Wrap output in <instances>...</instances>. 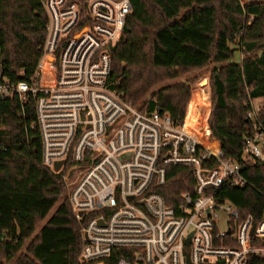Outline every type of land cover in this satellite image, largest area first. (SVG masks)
Here are the masks:
<instances>
[{
	"label": "built area",
	"instance_id": "2783aa9c",
	"mask_svg": "<svg viewBox=\"0 0 264 264\" xmlns=\"http://www.w3.org/2000/svg\"><path fill=\"white\" fill-rule=\"evenodd\" d=\"M42 3L48 28L35 79L15 82L0 69V97L36 101L43 164L63 172L73 212L84 221L82 263L246 264L250 254L264 256V248L252 245L264 239V216L241 221L233 203L217 202L225 184H248L244 164L264 163V126L246 138L239 162L225 158L207 110L180 125L159 108L139 111L108 84L111 50L122 38L131 1ZM248 104V118L258 122L262 103ZM171 166L191 167L195 180L194 192L183 193L177 207L157 191Z\"/></svg>",
	"mask_w": 264,
	"mask_h": 264
},
{
	"label": "trees",
	"instance_id": "16d2710c",
	"mask_svg": "<svg viewBox=\"0 0 264 264\" xmlns=\"http://www.w3.org/2000/svg\"><path fill=\"white\" fill-rule=\"evenodd\" d=\"M130 1L122 38L111 50V91L144 113L159 108L180 125L187 117L191 87L175 82L153 89L212 66L210 131L226 159L243 162L246 138L264 126V0ZM47 28L42 0H0V69L5 77L34 81ZM251 99L263 106L258 122L248 118ZM35 123L34 98L22 103L18 97H0V263L83 264L84 221L76 218L66 196L63 172L43 164ZM243 167L248 184H225L217 202L233 203L241 221L252 216L258 222L264 216V163ZM194 186L191 167L171 166L157 191L177 207ZM252 245L264 248V239L254 238ZM246 264H264V256L250 254Z\"/></svg>",
	"mask_w": 264,
	"mask_h": 264
},
{
	"label": "rangeland",
	"instance_id": "374dc122",
	"mask_svg": "<svg viewBox=\"0 0 264 264\" xmlns=\"http://www.w3.org/2000/svg\"><path fill=\"white\" fill-rule=\"evenodd\" d=\"M238 46H236L237 49ZM240 48V47H238ZM236 61L242 60V54L240 49H237ZM211 69L212 66L207 68L192 71L189 74H181L178 79L172 81H166L158 86H156L154 90L160 88L164 84H170L175 82H183L188 84L191 87V97L187 106V117L188 121L192 122L197 119V116H201L205 113V110L208 111V121L212 112V89H211ZM150 98V94L146 97V100ZM137 109V108H136ZM202 111L203 113H201ZM66 183V182H65ZM70 191L69 185L66 184V196L68 197ZM54 210L49 214V216L41 222L38 229L36 230V234L42 228V226L46 223L49 217L53 214ZM227 213L225 212V208L220 210V218H219V226L220 229L224 230L227 228ZM30 241H27L24 249L28 245ZM1 264V263H0Z\"/></svg>",
	"mask_w": 264,
	"mask_h": 264
},
{
	"label": "water",
	"instance_id": "95a60500",
	"mask_svg": "<svg viewBox=\"0 0 264 264\" xmlns=\"http://www.w3.org/2000/svg\"><path fill=\"white\" fill-rule=\"evenodd\" d=\"M61 165H62V162H58L55 165V170L58 171L60 169ZM254 231H255V227L252 230V233H251L252 235L254 234ZM191 237H192V234L188 237L187 243H191Z\"/></svg>",
	"mask_w": 264,
	"mask_h": 264
},
{
	"label": "crops",
	"instance_id": "0c3cea01",
	"mask_svg": "<svg viewBox=\"0 0 264 264\" xmlns=\"http://www.w3.org/2000/svg\"><path fill=\"white\" fill-rule=\"evenodd\" d=\"M258 102H261L260 100H258ZM220 143V142H219Z\"/></svg>",
	"mask_w": 264,
	"mask_h": 264
}]
</instances>
